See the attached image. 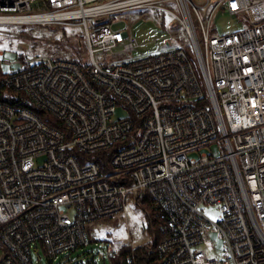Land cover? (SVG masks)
Here are the masks:
<instances>
[{
  "label": "built area",
  "instance_id": "2783aa9c",
  "mask_svg": "<svg viewBox=\"0 0 264 264\" xmlns=\"http://www.w3.org/2000/svg\"><path fill=\"white\" fill-rule=\"evenodd\" d=\"M175 1L173 12L161 0H0V20L81 25L86 48L83 61L4 60L20 67L2 86L27 105L0 99V264H34V246L56 258L93 243L92 228L131 195L153 204L162 264H264V0ZM144 7L186 28L198 70L182 46L111 60L140 43L106 16ZM218 11L246 26L214 33ZM119 105L130 115L115 118ZM206 203L219 206L217 221ZM211 224L226 258L202 246ZM96 244L99 255L76 264H114L113 241Z\"/></svg>",
  "mask_w": 264,
  "mask_h": 264
},
{
  "label": "rangeland",
  "instance_id": "374dc122",
  "mask_svg": "<svg viewBox=\"0 0 264 264\" xmlns=\"http://www.w3.org/2000/svg\"><path fill=\"white\" fill-rule=\"evenodd\" d=\"M167 6L175 8L171 2ZM36 4H34V7ZM36 9V8H35ZM202 13L207 10L202 9ZM107 22H114L116 28L127 27L137 36L140 46L129 54L119 53L111 60H134L154 55L162 50L173 49L177 46L188 48L190 58L198 70V62L185 29L179 25L174 17L161 10L152 8H138L122 11L106 16ZM246 25L236 15L230 12L218 11L213 20L214 33L224 35L235 30L242 29ZM84 30L81 25H69L67 23H0V55L1 66L4 73L18 69L19 64L9 65L5 59L16 60L18 57L28 58L34 56H53L82 60L86 57L84 47ZM168 42H171L168 45ZM101 58L102 54H97ZM130 113L123 105H119L115 118L129 116ZM46 118V116L44 117ZM216 154H220L218 146H212ZM210 151V148H202L199 152H190L191 157L200 155V152ZM133 196H130L124 212L111 220L100 222L92 228L93 243L79 248L70 253L59 254L58 257H50L43 248H32L34 264H76L79 261L91 259L93 254L98 256V244L112 240L117 250L124 247L137 248L149 247L155 239V230L149 228L152 219L149 217V207L137 206ZM205 213L213 221L219 219L220 209L217 204H204ZM70 211V210H68ZM73 214L72 211H70ZM202 246H207L210 257L226 258L227 249L219 231L211 224L205 231V240ZM108 263V262H107ZM104 264V262H99Z\"/></svg>",
  "mask_w": 264,
  "mask_h": 264
},
{
  "label": "trees",
  "instance_id": "16d2710c",
  "mask_svg": "<svg viewBox=\"0 0 264 264\" xmlns=\"http://www.w3.org/2000/svg\"><path fill=\"white\" fill-rule=\"evenodd\" d=\"M6 73L3 72L1 61H0V99L9 100L16 107H22L27 105L23 100V95L20 93H10L7 94L5 88L1 84V80L4 78ZM41 116L44 118L46 116V120L49 121V117L46 113H41ZM51 122H56L54 119L50 120ZM57 124V122L55 123ZM60 127L65 130V127L60 125ZM113 149L111 150V152ZM111 152L100 155L102 159V164H108L111 156ZM99 159V157H96ZM100 159V160H101ZM143 207H149L151 212L149 213V217L152 219L150 222L149 228L153 231V226L156 228L155 230V239L153 243L150 244L149 247H137V248H129L124 247L122 250H117L116 254L113 256L112 260L114 264H130L128 258H133L132 264H162L157 251H156V242L160 239V230H159V220L154 216V208L150 198L145 199V204Z\"/></svg>",
  "mask_w": 264,
  "mask_h": 264
},
{
  "label": "bare ground",
  "instance_id": "6f19581e",
  "mask_svg": "<svg viewBox=\"0 0 264 264\" xmlns=\"http://www.w3.org/2000/svg\"><path fill=\"white\" fill-rule=\"evenodd\" d=\"M167 2H171V3H173L174 5H175V8H171V7H169V6H167L166 5V3ZM161 3H163L168 9H170L171 11H173V12H175L177 9H178V5H177V2L175 1V0H161ZM144 8H152V9H155L154 7H144ZM135 9H138V8H135ZM202 9H205V10H207V13H209L210 11H211V7L210 6H208V7H204V8H201L200 9V11L202 10ZM131 10V9H130ZM165 13H168L167 11H164ZM202 12V11H201ZM169 15H171L172 16V14L169 12L168 13ZM41 16H43V20H46V16H49V15H47V13H41ZM28 18H27V20L25 21V22H32V20H31V16H27ZM15 20H9V19H4V20H0V23H15L14 22ZM207 22H208V20L207 19H205L204 20V23L205 24H207ZM212 25V24H211ZM184 29H185V32H186V36H187V38H188V40L190 41V46H191V48L193 49V51H194V55H195V57H196V59H198V50H197V48L193 45V43L191 42V40H190V38H189V34H188V31L186 30V28L184 27V26H182ZM210 34L211 35H214L211 31H210ZM169 44L168 45H170L171 44V42H168ZM177 47H181V46H177ZM183 48H185L187 51H188V48H186L184 45L182 46ZM176 48V47H175ZM189 53V52H188Z\"/></svg>",
  "mask_w": 264,
  "mask_h": 264
},
{
  "label": "water",
  "instance_id": "95a60500",
  "mask_svg": "<svg viewBox=\"0 0 264 264\" xmlns=\"http://www.w3.org/2000/svg\"><path fill=\"white\" fill-rule=\"evenodd\" d=\"M169 44V43H168Z\"/></svg>",
  "mask_w": 264,
  "mask_h": 264
}]
</instances>
